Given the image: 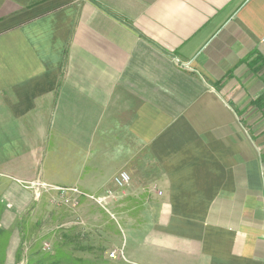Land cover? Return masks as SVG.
Here are the masks:
<instances>
[{
    "label": "crops",
    "instance_id": "obj_1",
    "mask_svg": "<svg viewBox=\"0 0 264 264\" xmlns=\"http://www.w3.org/2000/svg\"><path fill=\"white\" fill-rule=\"evenodd\" d=\"M258 56L264 0H0L6 215L64 200L36 184L99 196L125 171L109 206L136 217L133 263L264 264Z\"/></svg>",
    "mask_w": 264,
    "mask_h": 264
},
{
    "label": "rangeland",
    "instance_id": "obj_2",
    "mask_svg": "<svg viewBox=\"0 0 264 264\" xmlns=\"http://www.w3.org/2000/svg\"><path fill=\"white\" fill-rule=\"evenodd\" d=\"M262 124L264 128V120ZM22 187L23 191H30L26 189L28 185ZM107 189L113 191L114 198L116 193H126L114 186ZM38 194L37 191L36 197ZM34 196L31 195L29 205L15 216L6 214L18 211L16 202L6 195L0 196V264H135L126 253L128 249H124L127 239L123 224H135L136 217L124 218L131 215V211L123 212L122 216L115 214L109 206L114 198L107 200L103 209L88 199ZM133 206L137 207L138 203ZM112 235L120 238L119 248H123V240L124 260L109 257L113 251Z\"/></svg>",
    "mask_w": 264,
    "mask_h": 264
},
{
    "label": "built area",
    "instance_id": "obj_3",
    "mask_svg": "<svg viewBox=\"0 0 264 264\" xmlns=\"http://www.w3.org/2000/svg\"><path fill=\"white\" fill-rule=\"evenodd\" d=\"M176 61L178 62V60ZM184 65L187 66L186 64H182V66ZM112 184L117 190H124L130 184V177L125 171H121L112 178ZM37 185H41L40 187H42L43 189H54L57 192H59V194L63 198L68 194H73L76 198H85L91 200L92 202H94L103 209L106 206L107 200H111L114 198L113 191L110 189H105L101 195L96 196L92 194L83 193L79 191L77 188H60V187L49 186L44 184H36L35 186ZM158 194H160V192H158ZM109 257L110 259L113 260H117V259L124 260L123 248H120L119 250L111 251Z\"/></svg>",
    "mask_w": 264,
    "mask_h": 264
},
{
    "label": "trees",
    "instance_id": "obj_4",
    "mask_svg": "<svg viewBox=\"0 0 264 264\" xmlns=\"http://www.w3.org/2000/svg\"><path fill=\"white\" fill-rule=\"evenodd\" d=\"M248 65L250 68H252L253 72H255L256 74L260 73V75H261L260 80L264 86V60L258 56L255 59H253V62H249ZM229 76H230V74H226L225 77L223 79H221L219 82L226 80ZM254 104L258 105V106L260 104L264 105V93L254 101ZM37 264H47V263L39 262ZM48 264H51V263H48Z\"/></svg>",
    "mask_w": 264,
    "mask_h": 264
}]
</instances>
